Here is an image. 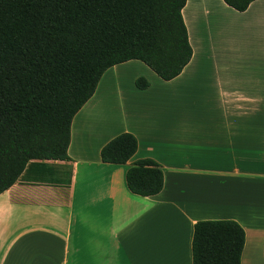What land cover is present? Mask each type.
Returning <instances> with one entry per match:
<instances>
[{"label":"crops","instance_id":"obj_1","mask_svg":"<svg viewBox=\"0 0 264 264\" xmlns=\"http://www.w3.org/2000/svg\"><path fill=\"white\" fill-rule=\"evenodd\" d=\"M183 17L193 57L179 77L140 61L109 69L73 120L71 161L47 162L63 182L25 176L0 194V264H193L195 225L221 220L246 233L241 264H264V0L243 13L188 0ZM123 133L138 151L103 163ZM144 159L164 172L156 196L127 185Z\"/></svg>","mask_w":264,"mask_h":264},{"label":"trees","instance_id":"obj_2","mask_svg":"<svg viewBox=\"0 0 264 264\" xmlns=\"http://www.w3.org/2000/svg\"><path fill=\"white\" fill-rule=\"evenodd\" d=\"M187 1L0 0V194L25 176L63 182L60 168L47 162L71 161L73 120L109 69L140 61L164 81L183 73L193 57ZM223 1L243 13L258 0ZM136 86L146 90L150 82L139 77ZM137 151L136 137L123 133L103 147L101 161L124 165ZM126 180L142 197L164 188L152 159L134 163ZM245 243L235 221H200L193 264H241Z\"/></svg>","mask_w":264,"mask_h":264}]
</instances>
